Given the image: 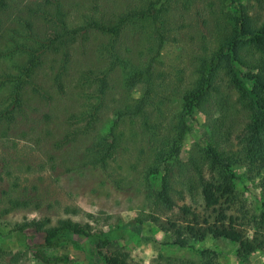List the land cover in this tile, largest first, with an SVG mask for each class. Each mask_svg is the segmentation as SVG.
<instances>
[{"label":"rangeland","instance_id":"1","mask_svg":"<svg viewBox=\"0 0 264 264\" xmlns=\"http://www.w3.org/2000/svg\"><path fill=\"white\" fill-rule=\"evenodd\" d=\"M5 3L10 16L5 26L9 29L17 23L14 18L21 16L34 23L36 32L46 31V20L55 19L57 6L73 23L80 24L84 15L94 13L96 6L104 13H127L149 7L150 13L157 16V23L127 25L115 37L90 33L83 45L77 42L68 47V64L60 73L53 68L54 74L48 76V66L46 76L34 78V85L42 91L41 96L26 93L30 104L23 109L26 118L14 114L17 116L12 120L1 114L0 208L6 207L8 198L25 206L0 216V264H41L28 250L31 237L41 242L47 228L65 219L87 225L93 234L115 233L112 244L97 251L88 239L74 237V241L62 242L51 254L66 256L70 264H104L112 256L126 257L130 264H165L164 258L196 260L204 251L214 253L217 264H241L236 244L208 237L178 248L171 245L170 233L148 220L149 214L156 213L148 203L147 191L159 188L165 165L170 162L152 164L153 153L142 135L143 120L122 113L130 111L144 91L138 76L157 51L155 27L162 32L164 43L154 62L156 90L171 101H164L159 115L148 110L146 118L151 124H160L159 133L163 135L174 113L181 109L179 96L194 81L199 59L215 51L236 28L241 6L254 21H262L264 0ZM47 33L52 35V30ZM4 47L3 34L0 50ZM62 51L60 48L58 53ZM53 54L61 57L53 50L49 52L50 59H54ZM6 66V62L0 61V68ZM55 74L60 75L56 78ZM9 102L0 93V112L12 109ZM188 120L191 129L182 142V162L195 156V147L204 148L209 141L205 113L195 109ZM114 133L118 139L115 144ZM112 144L114 149L110 148ZM235 173L236 189L247 212L254 217L264 215V167L258 174H250L244 168ZM31 221L36 227L24 233L15 230L17 225ZM247 235L251 236L252 231ZM244 264H264V250L249 255Z\"/></svg>","mask_w":264,"mask_h":264},{"label":"trees","instance_id":"2","mask_svg":"<svg viewBox=\"0 0 264 264\" xmlns=\"http://www.w3.org/2000/svg\"><path fill=\"white\" fill-rule=\"evenodd\" d=\"M5 2L0 0V35L4 34L5 38L0 61L8 66L0 68V93L10 100L12 109L0 112V116L9 115L8 119L12 120L22 116L23 109L30 105L26 93L31 91L41 96L42 88L33 82L37 75L46 76L48 66V76L54 74L53 68L60 73L67 67L68 47L73 43L83 45L92 32L115 37L127 25L155 26L157 23V16L150 13L149 7L127 13H104L96 6L94 13L84 15L80 24V21L73 23L57 6L55 19L46 20V31L36 32L34 23L21 16L14 18L13 22L17 20V23L9 29L5 26L10 18ZM245 9L241 6L236 28L222 39L216 50L199 59L194 81L179 96L181 109L174 113L166 134L159 133L160 124H151L146 118L148 110L159 115L164 101H171L156 90L154 62L164 46L162 32L157 27L154 28L157 51L138 76L144 91L135 99L132 109L122 113L143 120L142 135L153 153L152 164L170 162L165 165L159 188L147 191L148 203L156 213L149 214L148 220L170 233L171 245L178 248L189 247L191 241L208 237L236 244V256L241 264L255 251L264 250V215L254 217L247 212L235 184L236 169L258 174L264 167V19L254 21ZM48 30H52V35ZM60 48L61 57L53 54L54 59H50L49 52L55 50L59 54ZM149 48H152L151 42ZM195 109L207 117L209 141L204 148L195 147V156L182 162L179 154L183 139L191 129L188 119L193 117ZM23 118L26 117L23 115ZM113 136L115 144L118 139L115 133ZM110 146L115 148L113 144ZM4 204L6 207L0 208V216L25 206L11 198ZM33 227L36 223L31 221L17 225L15 230L24 233ZM248 231H252L251 236L247 235ZM74 237L88 239L97 251L111 245L115 233L93 234L87 225L65 219L47 228L41 242L32 236L28 250L41 264H70L66 256L51 252L62 242L74 241ZM164 261L165 264H217L215 254L208 251L200 252L196 260L171 257ZM104 264L130 263L126 257L112 256Z\"/></svg>","mask_w":264,"mask_h":264}]
</instances>
